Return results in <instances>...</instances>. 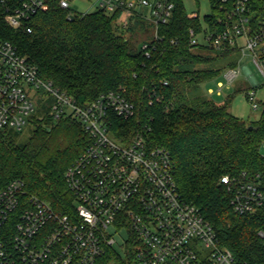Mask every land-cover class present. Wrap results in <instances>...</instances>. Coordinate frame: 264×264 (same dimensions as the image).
Returning a JSON list of instances; mask_svg holds the SVG:
<instances>
[{
    "label": "built area",
    "instance_id": "2783aa9c",
    "mask_svg": "<svg viewBox=\"0 0 264 264\" xmlns=\"http://www.w3.org/2000/svg\"><path fill=\"white\" fill-rule=\"evenodd\" d=\"M203 1L209 14L206 20L199 19L198 31L189 30V44L249 57L261 78L259 85L251 73H245L250 88L264 86V8L257 11L254 0ZM44 2L0 0V13L9 27L30 33L29 22ZM94 2L95 10L116 15L118 32L151 27V39L141 44L147 56L150 42L160 41L159 28L170 21L174 10V0ZM59 6L69 10V0H60ZM142 8L148 11L145 17ZM188 18L199 16L190 13ZM239 73L235 68L225 70L226 83ZM223 86L217 84L218 95ZM245 98L258 108L254 89L247 90ZM41 104L47 105V115L54 121L74 118L89 137L64 172L74 210L56 212L28 195L22 181L8 182L0 190V264H97L111 248L113 240L106 231L113 225L124 227L136 244L129 264H241L219 244L199 210L181 199L169 152L151 147L143 135L115 138L114 121L134 115L131 102L108 92L80 104L43 80L35 65L0 39V131L20 133ZM220 182L235 214L249 216L264 210V174L224 176Z\"/></svg>",
    "mask_w": 264,
    "mask_h": 264
},
{
    "label": "trees",
    "instance_id": "16d2710c",
    "mask_svg": "<svg viewBox=\"0 0 264 264\" xmlns=\"http://www.w3.org/2000/svg\"><path fill=\"white\" fill-rule=\"evenodd\" d=\"M59 1L45 0L29 22L30 33L9 27L0 13V39L35 65L43 80L80 104L108 92L131 102L134 115L114 121L115 138L143 135L151 147L165 148L181 199L199 210L219 244L241 264H264V210L235 214L220 182L224 176L264 174V104L260 118L248 124L229 113V99L220 104L199 94L203 83L223 72L213 63L231 52L189 44L188 32L198 31L200 20L188 18L183 0H174L172 17L160 26V41L150 42L148 56L118 32L116 15L101 10L72 15ZM254 4L263 11L264 0ZM28 126L30 133L22 144L16 141L18 132L0 131V190L20 180L28 195L56 212L71 214L73 197L64 172L89 137L72 117L52 120L44 104ZM135 246L131 236L124 259L109 249L97 264H129Z\"/></svg>",
    "mask_w": 264,
    "mask_h": 264
},
{
    "label": "rangeland",
    "instance_id": "374dc122",
    "mask_svg": "<svg viewBox=\"0 0 264 264\" xmlns=\"http://www.w3.org/2000/svg\"><path fill=\"white\" fill-rule=\"evenodd\" d=\"M95 0H69V10L72 15L86 14L95 11ZM183 5L188 14L196 13L199 19L202 20L209 14V6L206 1L201 0L198 4H195L193 0H183ZM143 17L148 15V11L142 8ZM142 20V19H141ZM144 24V23H143ZM142 24V25H143ZM141 26V25H140ZM143 26L134 27L132 32H125L123 35L125 38H131L132 43L136 49H139L142 42H146L151 39L152 30L148 25L146 30H143ZM234 63V68L239 69L240 73L237 78L231 83L227 84L223 72L228 68V65ZM214 67L224 68L222 73L217 77L203 83L200 86L199 94L202 98L211 99L216 103H224L229 99L228 111L229 113L245 122L250 124L257 121L262 113V106L264 104V86L258 88H250L251 83L246 78L247 72L251 73L257 83L261 85V78L256 70V67L251 62L250 58L245 56L241 58V54L238 51L231 52L227 56H220L214 63ZM221 82L224 84L221 95L217 94V84ZM249 89L255 90V97L257 100L258 108L253 109L245 98V93ZM211 90V92H208ZM30 133V127L27 125L16 138L17 143H25ZM260 156L264 159V144L260 146ZM110 238L113 240L110 250L117 253L122 259L125 258V252L127 247L125 244L129 240V234L124 227H117L115 225L108 228L106 231ZM111 264V263H108Z\"/></svg>",
    "mask_w": 264,
    "mask_h": 264
}]
</instances>
